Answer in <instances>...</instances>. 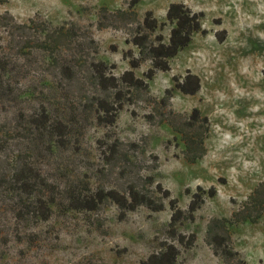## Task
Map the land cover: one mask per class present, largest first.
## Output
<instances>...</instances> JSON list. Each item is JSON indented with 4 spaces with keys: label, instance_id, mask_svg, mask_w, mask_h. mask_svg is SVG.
Returning <instances> with one entry per match:
<instances>
[{
    "label": "rangeland",
    "instance_id": "374dc122",
    "mask_svg": "<svg viewBox=\"0 0 264 264\" xmlns=\"http://www.w3.org/2000/svg\"><path fill=\"white\" fill-rule=\"evenodd\" d=\"M131 2L0 0V16L10 12L20 22L35 17L55 25L74 21L80 33L90 32L96 40L83 51L85 61L79 59L72 80L60 81L58 65L34 53L37 63L31 56L33 68L19 84L36 92L17 90L21 97L14 101L0 93V121L13 127H18L20 118L13 116L21 106L33 110L45 103L54 113L75 111L78 115L75 137H69L71 143L56 148L54 153L35 149L27 154L28 143L11 128L10 135L15 139L10 140L9 151L16 149L14 153L28 155L35 171L41 172L40 178L47 180L38 196L57 200L48 219L38 215L33 197L24 218L18 216L15 200L13 206L0 202V264H143L165 241L179 247L178 264H264V213L256 222L230 227L229 243L238 251L230 262L214 252L206 235L212 219L232 217L264 181V0H138L135 10L141 19L152 10L162 21L171 3L183 2L203 12L205 32L196 33L190 44L170 60L169 71H159L147 79L148 62L134 68L136 76L148 82L150 92H137L134 103L127 101L117 121L105 124L90 107L98 92L89 80L92 62L108 61L117 76L131 69V56L126 52L137 53L131 42L137 18L131 22L129 15L123 25L112 16L118 9L129 10ZM99 22L105 27H99ZM169 31L167 24L162 30L166 38ZM2 45L6 43L0 44V50ZM188 70L201 80V89L194 95L184 94L174 85L173 77H182ZM50 80L56 87L47 90L42 84H50ZM167 88L173 89L170 101L175 111L190 114L197 107L200 117L208 119V129L203 128L204 154L195 162L188 161L181 135L163 120L169 113L160 98ZM127 96L131 98L128 92ZM110 144L115 154L109 153ZM16 154L14 161L21 159ZM5 155L0 148V177L8 168ZM58 165L60 172L71 171L73 177L55 179ZM130 183L158 202L164 201L165 209L152 211L142 205L125 212L111 200L92 211L70 206L71 196L77 197L86 186L125 192ZM159 185L162 191H158ZM164 190L170 198L164 197ZM195 192L203 195L201 206L194 220L183 221L177 229L187 236L196 234L194 245L187 248L168 234L170 199L187 209ZM249 212L256 215L258 209Z\"/></svg>",
    "mask_w": 264,
    "mask_h": 264
},
{
    "label": "trees",
    "instance_id": "16d2710c",
    "mask_svg": "<svg viewBox=\"0 0 264 264\" xmlns=\"http://www.w3.org/2000/svg\"><path fill=\"white\" fill-rule=\"evenodd\" d=\"M137 1L132 0L129 10L118 9L112 14L113 17H118L119 23L123 25L126 22L124 18L128 19L129 15H131L129 17L131 22L137 18L135 21L137 26L131 33V42L136 47L137 53L129 54L126 52V55L131 56L129 60L131 69L125 70L117 76L113 73L108 61L99 59L92 62L93 74L89 80L96 85L98 92L91 99L92 106L90 107L93 108L96 118L105 124H114L127 101L134 103L133 99L134 96H137V92H150L148 82L144 78L136 76L134 68L148 62L150 66L145 72L147 79H152L159 71H169L171 69L170 60L190 44L196 33L205 32L202 23L203 12L194 11L183 2L171 3L166 12V19L162 21L154 15L152 10H148L141 19L135 10ZM102 9L107 10L106 7H102ZM167 24H170L168 38L162 33ZM98 26L105 27L100 22ZM79 30V24L74 21L55 25L50 21L32 17L28 21L20 22L10 12L2 14L0 16V44L6 43V45H2L1 48L3 49L0 50V93L7 95L8 99L14 101L21 97L19 93L33 94L36 92L33 87L26 86V88L20 85L24 82L21 80L25 79L22 78L25 73H30L33 65L37 63L33 57L34 53L40 55L41 59L49 60L51 65H58L60 81L62 79H66L67 82L72 80L75 77L73 72L79 59L85 61L83 51L87 49L88 43L95 44L96 41L92 33L88 32V35H83ZM94 47L97 48V45ZM62 54L64 55L62 56ZM31 56L34 58V64L30 60ZM25 77L27 79V76ZM173 80L175 88L184 94L194 95L201 89L200 77L189 70L182 77L174 76ZM55 81L57 82V80ZM50 82V84L42 85L47 90H51L52 87L55 88L56 86L52 84L51 80ZM17 90L21 91L18 93ZM15 92H17L16 96ZM127 92L131 94V98H127ZM172 97L173 89L167 88L164 96L160 98V101L168 108L169 113L168 116L163 115V120L181 135L188 161L195 162L204 154L203 145L206 132L203 128L208 129V119L207 117H200V111L197 107L190 114H181L175 111L171 106ZM44 104H37L33 110L23 106L18 108L16 116H13V118H20L18 127L0 121V148L3 154L7 153L4 158L8 166L0 177V202H7L13 206L15 200L17 203L14 207L19 209L18 216L20 218H24L30 212L28 201L32 197L34 199L33 206H35L34 209H37L38 215L42 219L50 218L52 203L55 202L56 198L44 200L43 195L38 196L37 192L45 187L43 182L46 183V178H40L41 172L35 171L36 166L29 161L28 155L23 157L21 154H16L14 153L16 149H13V152L9 151L10 140L15 139L14 135H10L11 128L18 130L20 134L17 137L23 138V141L28 143L27 154L35 151V149L40 153L44 149L54 153L56 148H66L71 143L69 137H75L76 134L74 129L78 124V115L75 111L72 113H54L52 106ZM57 109L58 106H56ZM112 145L109 146V153L115 154L116 151L111 150ZM18 150H22V148ZM15 154L21 159L17 158L14 161L13 155ZM108 159L110 160L109 163H112V159ZM60 167V165L56 167L55 179L69 180L70 176L73 177L72 173H69L71 171L63 169L60 172L61 170H58ZM86 187L85 189L81 188L83 192L81 191L82 193L77 197L71 196V208L97 210L106 200L113 201L125 212L134 211L142 205L152 211L164 210L166 206L164 201L158 202L132 183L129 184L125 192L106 188L91 190L88 186ZM161 189L159 185L158 191H162ZM164 197L170 198L168 190H164ZM202 201L203 195L195 192L188 208L182 209L178 206L176 199H170L172 214L168 234L187 248L194 245L196 234L191 233L187 236L184 233H179L178 225L185 220H194V213L199 209ZM241 206L242 209L234 212L232 217L214 218L206 227L208 243L212 245L214 252L223 257L225 261L230 262L232 257L238 254V251H235L229 243L230 227L246 221L256 222L264 213V181L255 188V192L247 200L243 201ZM256 208L258 214L254 215L249 212ZM180 253V249L175 243L165 241L162 243L161 249L152 252L143 261V264H178ZM240 264L248 263L241 262Z\"/></svg>",
    "mask_w": 264,
    "mask_h": 264
}]
</instances>
